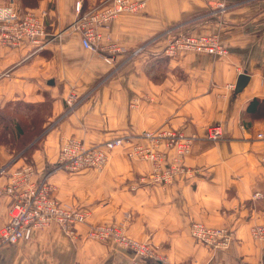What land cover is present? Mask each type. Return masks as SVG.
<instances>
[{"label":"crops","instance_id":"1","mask_svg":"<svg viewBox=\"0 0 264 264\" xmlns=\"http://www.w3.org/2000/svg\"><path fill=\"white\" fill-rule=\"evenodd\" d=\"M77 1L85 12L105 0H37L33 6L0 0V8L11 2L43 12L48 34L38 50L28 42L0 43V109L10 101L46 106L37 138L17 154L8 142L0 143V167H6L0 186L29 161L36 176L48 175L56 197L88 210L89 222L117 221L130 213L128 233L149 241L162 257H139V264H264V241L250 233L252 226L264 225V142L256 137L264 132V0H147L100 29L102 44L122 47L114 54L82 46L75 28ZM169 31L215 33L227 53L167 56ZM242 72L249 79L236 92ZM70 91L79 101L67 111L64 97ZM217 122L222 136L200 138L184 158L192 174L165 186L140 181L149 163L127 158L122 149H114L100 171L56 169L64 137L91 145L162 126L202 136ZM9 203L0 196V227ZM194 220L227 226L232 242L212 249L196 241L189 233ZM133 257L114 242L83 235L73 242L56 224L0 248V264H132Z\"/></svg>","mask_w":264,"mask_h":264},{"label":"built area","instance_id":"2","mask_svg":"<svg viewBox=\"0 0 264 264\" xmlns=\"http://www.w3.org/2000/svg\"><path fill=\"white\" fill-rule=\"evenodd\" d=\"M147 0H105L100 6L82 12L79 1L75 3L78 13L75 28L80 32L81 44L93 51L120 53L123 49L114 43L102 44L100 29L122 15L136 12ZM0 8V43L18 46L28 42L35 49H42L48 42V34L44 23V13L31 8L20 9L9 2ZM169 39L163 52L167 56H175L181 52H197L224 56L226 48L215 33L194 34L187 32H168ZM136 49L135 52L139 51ZM106 60L111 59L104 54ZM228 88L234 85L229 83ZM67 111L72 110L79 101L75 91L65 97ZM223 134L220 123H212L204 130V135L197 131L186 133L182 129L162 126L152 130H143L135 137L131 135L117 136L99 143L87 145L75 137H64L60 140L56 169L80 171L90 168L100 171L108 161L114 149H122L131 160L146 161L150 165L149 172L140 177L147 181L165 186L182 175H191L193 169L186 165L184 158L194 143L200 138L217 140ZM256 137L264 142V132H257ZM264 160V154L262 155ZM54 169V170H56ZM6 167H0V174ZM133 188V187H132ZM10 198L8 217L0 227V248L30 239L35 229H42L56 224L71 241L84 239L98 242H114L119 247L133 252L132 264H139V257L162 260L155 247L147 240L138 239L128 233L130 213H124L121 220L112 222H89V212L77 207L68 200L54 195V188L48 175L36 176L33 165L23 163L8 173L6 184L0 186V196ZM85 225L81 232L79 225ZM190 236L196 241L212 249H226L234 238V232L227 226H211L202 221H191ZM252 238L264 241V225L251 227Z\"/></svg>","mask_w":264,"mask_h":264},{"label":"trees","instance_id":"3","mask_svg":"<svg viewBox=\"0 0 264 264\" xmlns=\"http://www.w3.org/2000/svg\"><path fill=\"white\" fill-rule=\"evenodd\" d=\"M22 2L25 3L26 5L33 6L37 2V0H22ZM253 100L255 99H252L250 104L253 102ZM249 106L247 107L248 111H249ZM45 114H46L45 104H43V106H39L37 104L27 103L22 101L8 102L3 108L0 109V143L8 142L7 144H9L6 135L9 134L10 132L7 129L10 130V127H12V125H14L15 122L20 126V130H22L23 133V129H24L23 120L25 121V119L31 120L38 118L39 125L37 128L42 132L43 129L40 126V122L43 120ZM22 133L20 134L22 135ZM24 144H26V142H24L20 146H17L18 148L17 152L20 151L23 146H25ZM10 147H12V144L10 145ZM25 152H27V149L24 150L23 153L25 154Z\"/></svg>","mask_w":264,"mask_h":264},{"label":"rangeland","instance_id":"4","mask_svg":"<svg viewBox=\"0 0 264 264\" xmlns=\"http://www.w3.org/2000/svg\"><path fill=\"white\" fill-rule=\"evenodd\" d=\"M23 124H24L23 133H22V130H20V126L18 124H16V122L14 125H12V127H10V130L7 129L10 132L9 135L8 134L6 135V138L9 141L8 146H10L12 144V147H10V148L13 149V152L16 154L18 153L17 152V150H18L17 146H20L24 142H27L29 140H33V139L37 138L38 135L41 133V131L37 128L39 125V119L38 118L31 119V120L25 119V121L23 120ZM20 133H22V135Z\"/></svg>","mask_w":264,"mask_h":264},{"label":"water","instance_id":"5","mask_svg":"<svg viewBox=\"0 0 264 264\" xmlns=\"http://www.w3.org/2000/svg\"><path fill=\"white\" fill-rule=\"evenodd\" d=\"M248 79H249V76L246 73L242 72L238 74L236 82H235L234 90L236 92L240 91L246 85Z\"/></svg>","mask_w":264,"mask_h":264}]
</instances>
